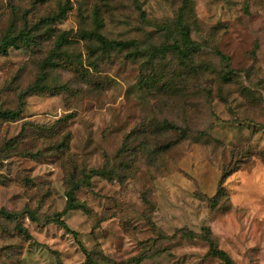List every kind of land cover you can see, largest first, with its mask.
<instances>
[{
  "label": "rangeland",
  "instance_id": "rangeland-1",
  "mask_svg": "<svg viewBox=\"0 0 264 264\" xmlns=\"http://www.w3.org/2000/svg\"><path fill=\"white\" fill-rule=\"evenodd\" d=\"M181 5L0 0V37L28 38L0 53V211L13 215L0 214V264H84L94 250L109 264H223L208 231L235 264H264V0H192L190 59L160 30ZM96 13L127 48L91 40ZM42 72L67 90L21 103ZM119 162L124 180L94 177L66 209L74 170Z\"/></svg>",
  "mask_w": 264,
  "mask_h": 264
},
{
  "label": "trees",
  "instance_id": "trees-1",
  "mask_svg": "<svg viewBox=\"0 0 264 264\" xmlns=\"http://www.w3.org/2000/svg\"><path fill=\"white\" fill-rule=\"evenodd\" d=\"M140 13V19L142 23H145V15L141 8H138ZM68 9L63 10L58 19H61ZM96 11H98L96 9ZM192 0H182V5L180 9L178 10V13L175 17V20H173L169 25H164L160 28L161 31H164L168 36L169 39L173 40V43L168 44L167 50L168 52L172 53L174 56L181 58V59H190L193 55H195L199 51V46L197 43H195L191 39V25H190V17L192 16ZM45 24L48 23V20H45ZM93 24H94V30L92 31L90 37L91 40H95L101 50L103 51H111V50H122L123 48H127V43H121V42H113V41H107L102 35L100 34V30L102 28V23L97 17V13L95 14L93 18ZM27 34L20 33L18 35H13V32H8L7 34L0 37V53L5 52L10 47H18L19 42L20 43H26L27 40ZM218 53V52H217ZM219 57L222 61H225L228 64V58L218 53ZM46 79V75L41 73L39 76L37 82L26 89L22 95L21 103L24 101L25 97L35 95L40 92H62L67 90V87L65 86H59L54 88H49L46 85H44ZM20 103V104H21ZM21 114V109H17L14 111H4L3 116L6 119L15 120L17 119ZM157 131H184L181 127H178L172 122L164 121L163 126ZM67 147V141L64 143H61L60 148ZM133 156L132 153H129L127 151H120L118 157H116V160L122 159H128L129 157ZM264 160V158H263ZM128 167H124V165L121 164V162L118 163V165H114L113 168H111L109 171H106L105 169H102L100 171L91 170L87 174L82 173V177L80 179H75L74 176H76V170H74V174L71 175L70 181L68 182V191L65 193L66 197V209L68 211L71 210H77L81 209V205L78 203L76 199V192L81 187L89 186L90 181L94 177H101V178H107L109 180H113L115 178H118V182H121L124 180V175L127 171ZM123 172V173H121ZM124 174V175H122ZM123 176V177H122ZM127 178H130V176H127ZM0 214L11 218L13 215L7 211H0ZM54 224H57L61 226L65 231L70 232L73 234L66 224L60 219L55 218L52 220ZM187 236H190L187 234ZM204 240L208 243V253L210 256H212L215 259H218L223 264H235L234 261L228 256L227 253L217 248L213 238L210 235V232H206V235L204 237ZM85 263L84 264H109L107 260L104 258L103 254L100 251L94 250L90 252L89 254L86 253L85 255Z\"/></svg>",
  "mask_w": 264,
  "mask_h": 264
}]
</instances>
